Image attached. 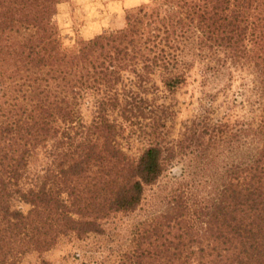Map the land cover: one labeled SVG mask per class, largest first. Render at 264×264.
<instances>
[{
  "label": "trees",
  "instance_id": "trees-1",
  "mask_svg": "<svg viewBox=\"0 0 264 264\" xmlns=\"http://www.w3.org/2000/svg\"><path fill=\"white\" fill-rule=\"evenodd\" d=\"M59 2L0 0V264L90 236L66 264H264V0H152L70 46L40 20ZM231 68L254 115L208 94L174 135L168 96Z\"/></svg>",
  "mask_w": 264,
  "mask_h": 264
},
{
  "label": "rangeland",
  "instance_id": "rangeland-1",
  "mask_svg": "<svg viewBox=\"0 0 264 264\" xmlns=\"http://www.w3.org/2000/svg\"><path fill=\"white\" fill-rule=\"evenodd\" d=\"M115 2L111 4L110 2ZM124 1L127 0H98L99 6L96 7L97 11H93L94 7H89V4L93 3V0L84 1L87 5L82 6L77 4L76 0H60L58 4L54 6V11L52 14L45 15L41 17L42 23H47L54 26L58 32L60 40L63 45L70 46L73 45L78 40H89L96 35L117 30L123 27L125 22L126 12L130 9L137 8L140 5L151 2L152 0H128V6H133L132 8H124ZM90 4V5H91ZM109 4V7L106 5ZM135 4V6H134ZM115 5V6H114ZM111 10L110 13L104 15ZM97 13V14H96ZM108 17V18H106ZM104 20L101 25V29L93 35H83L82 31L89 23L92 21ZM91 36V38L89 37ZM232 80L228 81V76L221 80L215 81L212 84H207L205 86L201 83V77L198 72L194 70L191 76L187 79L186 84L181 86L173 95H169L166 103H172L177 111V116L174 121L175 131L173 134H177L180 129L182 122L191 119L198 109L200 99H203L205 95L216 94L212 108L215 110V117H221L223 112L226 111L227 106L231 108L232 119L242 118V116L254 115L249 113V107L246 103L247 97H250V89L252 88V81L254 76L250 74L249 70L231 68ZM229 84L228 88L223 92V88ZM243 92L244 95L241 96L243 105H231L232 99L237 95L238 92ZM2 92V87L0 86V94ZM252 100L254 98L251 97ZM240 100V99H239ZM238 100V101H239ZM86 120H89V112L83 110ZM141 148L139 144H134L132 148V153H137V149ZM168 178L170 176L164 177L160 181L161 187H164L168 183ZM150 195V194H149ZM24 211L28 209L26 205L19 204ZM141 214V213H140ZM139 214V215H140ZM138 217V216H137ZM141 217V216H140ZM136 219L134 216L129 218L118 216L115 219V224L118 227L127 228ZM106 245V241L103 238H95L93 236L88 237L82 241H69L63 240L59 246L50 252L38 256L32 254L26 256L23 259L22 264H39L40 260H45L52 264H66L73 262L74 254H80L83 259L90 256L100 257L101 248ZM114 257L110 258V261H106V264L110 263Z\"/></svg>",
  "mask_w": 264,
  "mask_h": 264
},
{
  "label": "crops",
  "instance_id": "crops-1",
  "mask_svg": "<svg viewBox=\"0 0 264 264\" xmlns=\"http://www.w3.org/2000/svg\"><path fill=\"white\" fill-rule=\"evenodd\" d=\"M77 2V4H80V5H82V6H85V5H87V3H85L84 1L85 0H76ZM86 1H88V0H86ZM111 4H114L115 2H110ZM124 3L125 4H123V7L124 8H132L133 6H128L127 4H129V1L127 0V1H124ZM91 4V3H90ZM89 4V7H94V9H92V12L94 11H97V8L96 7H98L99 6V2H98V0H93V3L90 5ZM115 6V5H114ZM134 6H135V4H134ZM106 7H108V8H110L109 7V4L108 5H106ZM135 9V8H134ZM130 10H133V9H130ZM129 10V11H130ZM97 12H99V11H97ZM111 12V10L109 11V12H107V13H104V15H106V14H108V13H110ZM97 14V13H96ZM106 18H108V17H106ZM102 23H104V20H103V22ZM102 23H101V21H92L91 23H89L88 25H87V27H85L84 29H83V31H82V33H83V35L85 36V35H93V34H96L97 33V31L99 30V29H101V25H102ZM89 37V36H88ZM89 38H91V36L89 37Z\"/></svg>",
  "mask_w": 264,
  "mask_h": 264
}]
</instances>
